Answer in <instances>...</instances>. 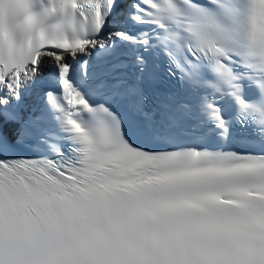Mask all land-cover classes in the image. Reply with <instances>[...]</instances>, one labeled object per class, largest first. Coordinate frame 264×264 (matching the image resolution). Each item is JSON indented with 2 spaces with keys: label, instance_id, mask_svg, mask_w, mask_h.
I'll list each match as a JSON object with an SVG mask.
<instances>
[{
  "label": "snow or ice",
  "instance_id": "snow-or-ice-1",
  "mask_svg": "<svg viewBox=\"0 0 264 264\" xmlns=\"http://www.w3.org/2000/svg\"><path fill=\"white\" fill-rule=\"evenodd\" d=\"M35 15L0 13V264H264V0Z\"/></svg>",
  "mask_w": 264,
  "mask_h": 264
},
{
  "label": "clouds",
  "instance_id": "clouds-1",
  "mask_svg": "<svg viewBox=\"0 0 264 264\" xmlns=\"http://www.w3.org/2000/svg\"><path fill=\"white\" fill-rule=\"evenodd\" d=\"M47 3V0H45ZM41 9V0H2L0 3V13L8 15L15 13L19 17V23L28 26L30 21L29 17L32 18L31 22H35L36 13ZM58 20L53 18L49 21V32H51L57 25ZM71 38V32L66 33Z\"/></svg>",
  "mask_w": 264,
  "mask_h": 264
}]
</instances>
